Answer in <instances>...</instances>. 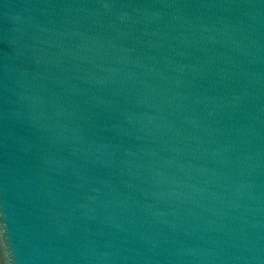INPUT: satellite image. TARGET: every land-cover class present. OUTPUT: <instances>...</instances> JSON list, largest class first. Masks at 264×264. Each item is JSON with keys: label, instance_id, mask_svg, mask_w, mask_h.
<instances>
[{"label": "water", "instance_id": "95a60500", "mask_svg": "<svg viewBox=\"0 0 264 264\" xmlns=\"http://www.w3.org/2000/svg\"><path fill=\"white\" fill-rule=\"evenodd\" d=\"M0 264H264V0H0Z\"/></svg>", "mask_w": 264, "mask_h": 264}]
</instances>
